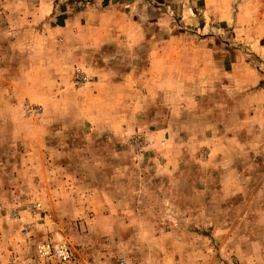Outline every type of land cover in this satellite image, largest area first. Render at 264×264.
<instances>
[{"label":"rangeland","instance_id":"1","mask_svg":"<svg viewBox=\"0 0 264 264\" xmlns=\"http://www.w3.org/2000/svg\"><path fill=\"white\" fill-rule=\"evenodd\" d=\"M181 16L172 0H0V264H45L58 241L84 264H264V59ZM203 35L257 85H218Z\"/></svg>","mask_w":264,"mask_h":264},{"label":"crops","instance_id":"2","mask_svg":"<svg viewBox=\"0 0 264 264\" xmlns=\"http://www.w3.org/2000/svg\"><path fill=\"white\" fill-rule=\"evenodd\" d=\"M234 1L237 3V11L225 8L226 5H232ZM261 2L262 0H172L173 8L182 12L181 21L186 20L194 24L200 16L205 21L211 19L223 25L227 24L234 33V39L250 47V50L262 55L264 59V17L260 11ZM180 30H172V39L183 34L186 36V33ZM202 38L204 42L201 43L205 45L201 47L207 57L204 64L208 66L209 58L216 60L210 66L218 70V85L230 87L233 94L241 90L247 91L257 85L258 75L250 65L245 63L246 55H242L238 50H226L224 45L216 41L213 36ZM211 44L212 46H209ZM205 69H207L206 66H204ZM241 72L242 74L248 72L249 75L241 76ZM225 75L227 79L224 78Z\"/></svg>","mask_w":264,"mask_h":264},{"label":"built area","instance_id":"3","mask_svg":"<svg viewBox=\"0 0 264 264\" xmlns=\"http://www.w3.org/2000/svg\"><path fill=\"white\" fill-rule=\"evenodd\" d=\"M42 256L45 264H84L74 255L72 249L66 242L58 241L55 244L48 243L42 246ZM88 264H99L90 262ZM117 264H128L125 260H120Z\"/></svg>","mask_w":264,"mask_h":264}]
</instances>
